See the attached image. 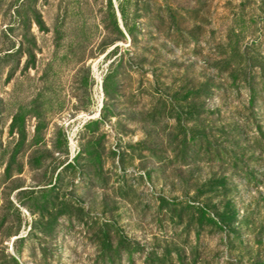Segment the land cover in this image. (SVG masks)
Segmentation results:
<instances>
[{"label":"rangeland","instance_id":"1","mask_svg":"<svg viewBox=\"0 0 264 264\" xmlns=\"http://www.w3.org/2000/svg\"><path fill=\"white\" fill-rule=\"evenodd\" d=\"M0 264H264V0H0Z\"/></svg>","mask_w":264,"mask_h":264}]
</instances>
